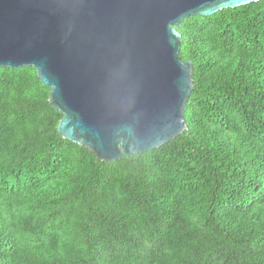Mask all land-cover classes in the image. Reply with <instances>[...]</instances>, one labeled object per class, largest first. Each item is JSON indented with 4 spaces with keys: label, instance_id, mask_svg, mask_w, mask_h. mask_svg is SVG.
I'll return each instance as SVG.
<instances>
[{
    "label": "trees",
    "instance_id": "16d2710c",
    "mask_svg": "<svg viewBox=\"0 0 264 264\" xmlns=\"http://www.w3.org/2000/svg\"><path fill=\"white\" fill-rule=\"evenodd\" d=\"M186 128L102 160L0 66V264H264V0L184 17Z\"/></svg>",
    "mask_w": 264,
    "mask_h": 264
},
{
    "label": "water",
    "instance_id": "95a60500",
    "mask_svg": "<svg viewBox=\"0 0 264 264\" xmlns=\"http://www.w3.org/2000/svg\"><path fill=\"white\" fill-rule=\"evenodd\" d=\"M252 1L0 0V66H33L61 135L117 160L187 127L193 65L176 25Z\"/></svg>",
    "mask_w": 264,
    "mask_h": 264
}]
</instances>
